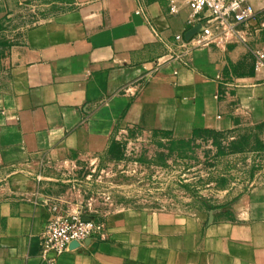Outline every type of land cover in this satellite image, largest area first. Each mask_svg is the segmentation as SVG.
I'll return each instance as SVG.
<instances>
[{
	"label": "crops",
	"instance_id": "obj_1",
	"mask_svg": "<svg viewBox=\"0 0 264 264\" xmlns=\"http://www.w3.org/2000/svg\"><path fill=\"white\" fill-rule=\"evenodd\" d=\"M175 2L173 13L169 0H0V22L30 6L40 14L4 60L0 169L100 157L127 131L183 142L264 127V68L251 54L264 42V0H250L248 22L226 24ZM206 24L212 45L187 63L171 56L177 34ZM50 216L0 186V264H44ZM108 224L107 239L89 238L57 264H264V182L216 207L125 208Z\"/></svg>",
	"mask_w": 264,
	"mask_h": 264
},
{
	"label": "rangeland",
	"instance_id": "obj_2",
	"mask_svg": "<svg viewBox=\"0 0 264 264\" xmlns=\"http://www.w3.org/2000/svg\"><path fill=\"white\" fill-rule=\"evenodd\" d=\"M35 6L0 23V85L8 49L38 22ZM264 182V127L172 141L136 130L117 134L103 156L15 173L0 169L13 198L45 206L51 216L96 219L127 208L195 211L225 204Z\"/></svg>",
	"mask_w": 264,
	"mask_h": 264
},
{
	"label": "built area",
	"instance_id": "obj_3",
	"mask_svg": "<svg viewBox=\"0 0 264 264\" xmlns=\"http://www.w3.org/2000/svg\"><path fill=\"white\" fill-rule=\"evenodd\" d=\"M170 11H178L175 0H169ZM188 6L192 17L202 10L209 11V20L219 24H226L229 18L236 23H246L254 16V7L250 0H188ZM214 43L211 26H201L190 39L177 34L171 50V56L183 62H188L192 52L202 46H210ZM254 58V69L258 71L264 68V42L251 49ZM230 85V84H229ZM227 85V86H229ZM109 224L106 215L102 218L88 219L79 213H63L52 215L47 220L42 233L41 256L44 264H57L59 256L83 245L89 238L100 240L107 239ZM77 242L79 245L71 248L70 245Z\"/></svg>",
	"mask_w": 264,
	"mask_h": 264
},
{
	"label": "water",
	"instance_id": "obj_4",
	"mask_svg": "<svg viewBox=\"0 0 264 264\" xmlns=\"http://www.w3.org/2000/svg\"><path fill=\"white\" fill-rule=\"evenodd\" d=\"M197 32V29H194V30H192V31H190L187 35H186V39H190V37H191V35H193V34H195ZM79 244L77 243V242H73V243H71V245H70V247L71 248H75V247H77Z\"/></svg>",
	"mask_w": 264,
	"mask_h": 264
},
{
	"label": "trees",
	"instance_id": "obj_5",
	"mask_svg": "<svg viewBox=\"0 0 264 264\" xmlns=\"http://www.w3.org/2000/svg\"><path fill=\"white\" fill-rule=\"evenodd\" d=\"M1 23V22H0ZM208 135H210V134H208ZM212 135H219V134H212Z\"/></svg>",
	"mask_w": 264,
	"mask_h": 264
}]
</instances>
